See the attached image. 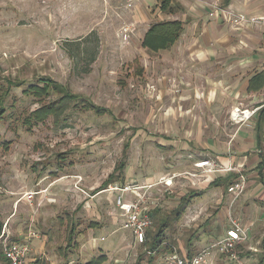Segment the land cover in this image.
<instances>
[{
	"label": "rangeland",
	"instance_id": "1",
	"mask_svg": "<svg viewBox=\"0 0 264 264\" xmlns=\"http://www.w3.org/2000/svg\"><path fill=\"white\" fill-rule=\"evenodd\" d=\"M172 1L174 7L179 6ZM186 1L187 8L192 2L209 10L221 5L216 0ZM160 4L161 0H0V110L5 111L0 121V220L28 226L25 230H31L32 240L42 246L33 252L32 262L87 264L99 254L96 250H118L113 237L133 240L132 232L121 229L119 220L113 224L112 213L120 209L115 207L116 200L110 193H95L115 182L124 186L129 181L154 180L159 173L174 183L170 188L163 184L155 195H148L150 203L152 199L156 203L148 236L168 219L160 237L163 248L152 251L148 244L131 253L118 250L114 253L116 257L121 254L118 264H167L172 247L179 255L181 250L196 254L210 247L197 231L205 216L201 221L199 214L195 224L175 218L177 192L193 194L207 182L193 173L177 175L174 182L166 52L151 54L141 46L150 27L173 19L160 11ZM95 47L96 61L87 74L82 70L86 60L79 61L84 55L78 52ZM41 78L70 89L80 101L68 104L59 120L50 118L27 130L25 117L60 96L54 93L40 103L27 96L24 90L41 84ZM18 84L21 87L14 86ZM170 92L173 99H182L176 87ZM88 103L106 112L84 109ZM121 164L126 165L124 171L119 169ZM247 174L242 173L246 179ZM110 176L113 180L104 185ZM191 181L198 190L189 187ZM35 188H48L49 196L40 208L33 201V210L27 214L23 198ZM133 195L138 192L125 196V203ZM89 200L95 202L91 212L84 209ZM107 219H111L109 228L99 229L101 233L96 230L99 237H106L103 247L94 252L83 249L92 238L89 225L107 224ZM73 231L67 263L60 249L67 248ZM113 258L109 264H116Z\"/></svg>",
	"mask_w": 264,
	"mask_h": 264
},
{
	"label": "crops",
	"instance_id": "2",
	"mask_svg": "<svg viewBox=\"0 0 264 264\" xmlns=\"http://www.w3.org/2000/svg\"><path fill=\"white\" fill-rule=\"evenodd\" d=\"M216 1L221 4L218 6L219 10L227 9L247 17H264V0H230L227 3L226 0ZM176 2L179 6L174 7L173 1L171 5L174 14L162 12V0L159 9L165 16L172 15L173 19L168 20L185 23L184 31L174 46L158 52H166L174 182L177 175L187 173L199 174L207 182L199 192H177L179 199L176 209L182 207V199L191 194L190 202L179 221H191L195 224L199 214L201 221L205 216L204 222L197 227L200 229L197 230L198 236L206 237L207 243L212 245L224 237L232 227L231 219L236 220L246 230L248 239L239 248L241 263L225 260L222 254L212 251L208 264L213 261L215 264H260L262 260L264 264V25L236 26L225 13H218L216 8L209 10L204 5L193 2L187 8L188 1ZM149 30L144 33L143 40ZM169 80L176 83H170ZM173 86L182 97L179 101L178 98L173 99L170 94ZM238 108L254 113L240 125L234 123L230 115ZM202 161H209L214 170L234 167L236 171H231L230 174L206 173L205 169L196 167ZM238 171L241 174L247 172L248 178L245 191L232 205L233 196L228 195L227 189L239 180L241 174ZM163 175L159 173L154 180L129 182L141 186L158 185L159 181L167 178ZM191 183L192 186L189 187L198 190L196 183ZM159 186L149 194L155 195ZM46 190L48 192V188H35L25 193L23 205L27 214L33 210V201L38 202L36 207L43 206L44 200L49 196ZM28 193H36L33 200H27L25 196ZM109 195L116 199L117 194ZM137 197L138 195L131 196L130 202L127 201L126 204L130 205ZM94 203V200H89L84 209H90L91 212L92 208H95ZM155 208L156 203L152 199L148 204L149 213L153 214ZM120 210L122 209L116 214L112 213L113 224L119 220L123 229L126 214L125 210ZM110 221L111 219H107V224L99 222L101 225H89L88 234L92 235V238L82 248L87 251L102 248L101 244L106 237H99L96 230L101 233L102 230L99 229L109 228ZM0 223L3 224L1 235L5 230L13 242L30 246L29 263H32L33 252L38 253L42 246L38 240H32L31 230H25L28 226L16 223L10 225V220H0ZM132 238L133 240L129 241L126 238L113 237L112 240L115 245L118 244L119 251L131 253L138 247L142 248L135 243L134 236ZM207 243L195 244L208 246ZM96 251L99 254L92 257L104 253L109 258L108 264L112 257L116 258H113L116 264L121 259V254L114 256L117 251ZM181 251V256H194L188 250Z\"/></svg>",
	"mask_w": 264,
	"mask_h": 264
},
{
	"label": "built area",
	"instance_id": "3",
	"mask_svg": "<svg viewBox=\"0 0 264 264\" xmlns=\"http://www.w3.org/2000/svg\"><path fill=\"white\" fill-rule=\"evenodd\" d=\"M218 13H225L236 26L246 25V26H255V25H264V17H247L244 14H235L231 10H219ZM128 30H126L127 32ZM254 113H251L248 110L241 111L236 109L232 113V121H242L248 120L253 116ZM240 123V122H239ZM199 169H205L206 173H231V171H236V168L231 167L225 170H214L209 161H202L196 165ZM240 173V172H239ZM241 174V173H240ZM192 176H196L192 174ZM81 178L78 177V183L81 182ZM246 177L241 174L239 180L236 183L232 184L228 189V193L233 196L232 205L242 196L246 188ZM159 184H164L167 187L173 185L172 180L162 179L159 181L158 185H138L131 184L128 185H119L115 184L107 190L102 191V193L107 192L112 195H116V206L122 210H125L123 229H126L133 233L134 241L137 245L143 246L146 244L148 230L151 229L153 225V220L151 213H149L148 204L150 203L149 193ZM78 190L86 194L83 190L78 188ZM130 192H138L137 200L132 201L130 205L125 203V196ZM36 193H28L25 197L27 200H33V197ZM232 227L227 231L226 235L210 247L205 248L194 256L187 258L178 254L176 248H171V253L168 255L167 264H207L211 258L212 251H216L223 256L227 257L228 260L236 263H241L239 248L245 244L247 239V232L242 225L239 224L236 220L231 219ZM7 226V225H6ZM5 226V228H6ZM0 236V242L3 247V255L5 259L10 264H29V255L31 252L30 246L27 244H21L18 242H13L8 232L5 230ZM151 254L150 251H148Z\"/></svg>",
	"mask_w": 264,
	"mask_h": 264
},
{
	"label": "trees",
	"instance_id": "4",
	"mask_svg": "<svg viewBox=\"0 0 264 264\" xmlns=\"http://www.w3.org/2000/svg\"><path fill=\"white\" fill-rule=\"evenodd\" d=\"M230 0H226V3ZM172 0H162V4L160 9H162V12L164 14H174V8H172ZM185 23L180 21H163L159 22L157 24H154L151 29L146 33L144 36V40L142 42V47L149 53H158L161 51L169 50L172 46H174L181 38V35L184 31ZM93 34V33H92ZM91 35V34H90ZM95 37V34L94 36ZM86 39V38H84ZM81 39L78 46H81V42L84 40ZM87 42V40H85ZM95 48H83L79 49L78 55L81 56L83 54L84 56L79 58V61L86 60V63L84 64L83 71L85 73H91L92 69L91 66L95 63L97 53ZM70 55H72V51L67 49ZM41 84L39 85H30L26 90H24V93L27 96L33 97L37 100L38 103L43 102L44 100H48L52 97L54 93H57L60 95L57 99H54V101H50L48 103H44L39 107V109L31 112L29 116L25 117L23 120V126L27 128V130H31L33 127L40 125L41 123L46 122L50 118H55L56 120H59L67 108L68 104L70 103H78L80 101V98L73 94L70 89H66L64 86L59 85L57 82L52 81L48 78H41L39 79ZM15 87H21L20 84L14 85ZM78 105H76L77 107ZM84 109L93 111L96 114H104L106 112L101 107H97L94 104L88 103L84 106ZM4 110L3 108L0 110V121L4 120ZM125 164H121L119 169L124 171ZM114 176H110L108 181L104 183V185H108L111 180H113ZM231 185V184H230ZM102 190H99L95 194L101 193ZM191 197L185 196L182 199V207L178 208L175 211V218L179 220L181 218V215L184 213V210L187 208ZM153 218V214L151 215ZM170 217V216H169ZM167 220H164L163 222L158 224V232L155 234H152L151 236H148L147 233V240L146 244L142 247L149 244L150 249L152 251L159 250L162 246L161 244V238L164 235L165 229L167 228ZM94 224H90L92 227ZM89 226V227H90ZM3 224L0 223V232L2 230ZM149 231V230H148ZM73 233H71L69 239H68V246L65 250L62 248L60 249V254L63 256V258L67 261V263H70L68 260V254L67 252L69 249H71L73 245ZM1 235V233H0ZM150 239V241H149ZM149 241V242H148ZM2 247V246H0ZM163 248V247H162ZM2 252H0V264H10L3 255V247L1 248ZM109 258L106 254H101L97 257L92 258L88 262V264H108ZM30 264H52L51 262H47L46 260H36L35 262H32ZM260 264H263V260L260 262Z\"/></svg>",
	"mask_w": 264,
	"mask_h": 264
},
{
	"label": "bare ground",
	"instance_id": "5",
	"mask_svg": "<svg viewBox=\"0 0 264 264\" xmlns=\"http://www.w3.org/2000/svg\"><path fill=\"white\" fill-rule=\"evenodd\" d=\"M239 122H242V121H236L235 123L239 124Z\"/></svg>",
	"mask_w": 264,
	"mask_h": 264
}]
</instances>
